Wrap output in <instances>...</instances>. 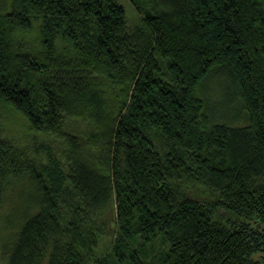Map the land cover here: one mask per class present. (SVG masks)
Instances as JSON below:
<instances>
[{
    "label": "trees",
    "instance_id": "1",
    "mask_svg": "<svg viewBox=\"0 0 264 264\" xmlns=\"http://www.w3.org/2000/svg\"><path fill=\"white\" fill-rule=\"evenodd\" d=\"M130 1L145 29L133 35L116 0H10L0 14V104L32 130L82 140L59 192L0 136V205L23 185L6 264H261L264 0ZM34 22L37 46L13 50L7 31ZM217 77L232 106L214 120L201 93ZM184 182L216 191L240 221L181 198ZM110 228L118 239L99 257Z\"/></svg>",
    "mask_w": 264,
    "mask_h": 264
},
{
    "label": "rangeland",
    "instance_id": "2",
    "mask_svg": "<svg viewBox=\"0 0 264 264\" xmlns=\"http://www.w3.org/2000/svg\"><path fill=\"white\" fill-rule=\"evenodd\" d=\"M125 11L126 28L132 35L136 32L144 31L142 22V14L138 8L130 0H116ZM10 0H0V14L6 13L9 10ZM38 22L33 23V27L29 30L22 31L16 29H9L7 31V38L13 50L20 48L19 42L28 43L29 46H37L38 44ZM227 85L222 78H213L207 84L206 88L201 94H204L209 103L211 117L214 120H219L221 117H226L231 112L232 99L228 94ZM107 95L112 94L110 85L107 82ZM203 90V88L201 89ZM226 119L227 118H223ZM227 121H231L228 119ZM67 132V129L66 131ZM65 134V133H64ZM0 136L11 143L15 150L23 155V158H29L38 163L43 170L44 175L52 185L60 184L59 192H61L67 185V176L69 174V167L72 163L70 156L72 148L70 145L73 139L79 146H81V138L73 135L67 138L42 133L32 130L28 127L27 122L20 116V114L12 109L0 104ZM153 144L161 151L167 152L170 149L168 142H166L160 134L155 130L149 131ZM12 193H7L3 197L0 205V264H6V255L4 253V246L16 230V220L18 213L15 207L20 202L22 186ZM181 198H189L205 207L211 212L212 219L220 223H236L240 219L232 213L221 208L218 204L220 198L216 191L207 187L198 185L193 182H184L181 188L177 189ZM65 200L68 198L63 197ZM9 218V219H8ZM119 234L114 232L112 228L108 229V235L103 238L96 251L97 256L107 255L111 251L113 244L118 239ZM134 241L133 247L136 246ZM162 245L159 241L155 244V250H160ZM252 260L257 263L264 264V253H256Z\"/></svg>",
    "mask_w": 264,
    "mask_h": 264
}]
</instances>
